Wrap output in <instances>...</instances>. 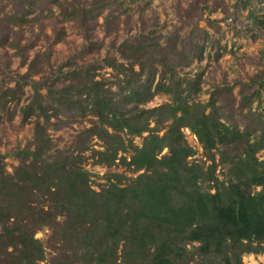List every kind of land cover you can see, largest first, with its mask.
I'll use <instances>...</instances> for the list:
<instances>
[{
    "label": "trees",
    "instance_id": "obj_1",
    "mask_svg": "<svg viewBox=\"0 0 264 264\" xmlns=\"http://www.w3.org/2000/svg\"><path fill=\"white\" fill-rule=\"evenodd\" d=\"M22 1L29 14L38 0ZM108 4H73L67 18L83 25L100 17ZM149 50L146 40H140L123 53L129 65L107 59L108 66L124 74L118 94L97 78L90 64L62 67L57 79L62 85L53 92L61 93L58 102L65 98L82 104L85 114L95 118L87 130L104 141L97 150L101 162L113 165L120 152L132 148L123 162L143 171L129 183L94 189L73 154L50 153L51 139L37 123L32 146L15 153L20 164L13 172L0 153V264H245V253L261 250L264 157L256 152L264 144L257 139L247 143L231 167L234 179L227 182L215 177L212 166L190 161L196 151L185 139L184 126L211 157L220 144L248 134L222 121L213 107L207 111L206 105L186 100L175 90L183 81H170L173 70H164L155 83L157 68L139 58ZM200 83L191 82L194 92ZM263 83L256 88L258 97ZM157 91L173 93V103L146 107ZM36 106L45 108L40 102ZM24 110L26 115L35 112L30 105ZM154 114L157 122L168 123L163 135L149 132L142 147L123 139L124 130L150 131ZM164 148L168 152L161 154ZM46 226L55 228L61 242L49 262L43 241L36 237Z\"/></svg>",
    "mask_w": 264,
    "mask_h": 264
},
{
    "label": "rangeland",
    "instance_id": "obj_2",
    "mask_svg": "<svg viewBox=\"0 0 264 264\" xmlns=\"http://www.w3.org/2000/svg\"><path fill=\"white\" fill-rule=\"evenodd\" d=\"M21 1L0 0V153L9 172L20 164L16 151L32 146L37 123L51 139L50 153L73 154L94 189L129 183L143 171L123 162L124 156L130 159L132 148L120 152L113 165L101 162L97 150L104 141L87 130L95 118L85 114L82 104L65 98L58 102L61 93H53L62 85L57 80L62 67L90 64L97 78L118 94L124 74L108 66L107 59L129 65L123 53L140 40L150 45L149 54L139 58L157 68L155 83L164 70H173L170 81H183L175 90L186 100L206 105L207 111L213 107L222 121L248 134L220 144L211 157L184 126L185 139L196 151L190 161L212 166L215 177L227 182L234 179L231 167L247 143L257 139L264 144V0H108L102 15L83 25L77 18L68 19L67 12L73 4L90 6L95 0H38L29 14ZM195 80L201 82L197 92L191 86ZM253 80L259 83L248 87ZM39 102L44 109H38ZM164 103H173V93L157 91L144 105ZM27 105L33 114H25ZM157 119L150 116V131L120 134L142 147L149 132L164 134L168 123ZM167 152L164 148L161 154ZM256 155L262 159L264 147ZM36 237L43 241L49 262L61 244L55 228L43 227ZM261 247L245 253L244 263L264 264V240Z\"/></svg>",
    "mask_w": 264,
    "mask_h": 264
}]
</instances>
